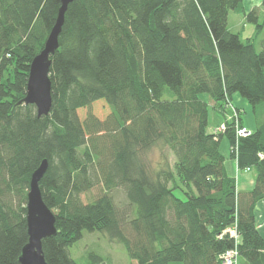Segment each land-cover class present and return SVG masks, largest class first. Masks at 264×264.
<instances>
[{"label":"trees","instance_id":"1","mask_svg":"<svg viewBox=\"0 0 264 264\" xmlns=\"http://www.w3.org/2000/svg\"><path fill=\"white\" fill-rule=\"evenodd\" d=\"M60 5L0 0V264H21L31 175L43 159L49 165L40 188L57 228L43 239L48 264H79L69 248L85 230L107 233L138 264H222L221 255L234 247L242 264H264L255 216L264 199L260 6L74 0L51 55V111L39 116L23 98L31 62ZM230 11L255 24L252 36L232 31ZM234 93L249 101L256 117V129L238 140L236 120L227 121L224 132L208 131L209 102L201 97L208 94L225 109ZM98 102L108 106L105 116L93 109ZM224 135L239 168L256 171L249 191L240 192L225 170ZM154 147L171 150L174 163L166 158L153 169L147 154ZM98 184L96 197L84 201ZM119 188L128 200L122 210L111 193ZM234 225L239 242L225 231Z\"/></svg>","mask_w":264,"mask_h":264},{"label":"water","instance_id":"2","mask_svg":"<svg viewBox=\"0 0 264 264\" xmlns=\"http://www.w3.org/2000/svg\"><path fill=\"white\" fill-rule=\"evenodd\" d=\"M73 1L61 0L55 24L46 38L43 48L34 56L30 65L23 102L34 104L39 116L48 115L51 111L53 103L50 78L51 55L59 47V36L65 21V14L69 4ZM48 165V160L43 159L31 175L26 205L29 240L22 249L19 258L21 264H48L43 253V239L57 233L56 215L44 201L40 188V180L46 173Z\"/></svg>","mask_w":264,"mask_h":264},{"label":"rangeland","instance_id":"3","mask_svg":"<svg viewBox=\"0 0 264 264\" xmlns=\"http://www.w3.org/2000/svg\"><path fill=\"white\" fill-rule=\"evenodd\" d=\"M244 16L241 13L235 11H230L229 13V27L234 32H239L241 30L240 20ZM260 22H264V6L260 5ZM245 29L241 32L243 38L250 35V30L252 31L255 24L249 20L244 21ZM262 38H264V31L262 33ZM257 49H261V42H257ZM207 98L209 99L208 94ZM101 116H105L109 110L108 106L103 102H98L93 108ZM245 115V114H243ZM168 159L171 164L175 161V156L171 150L168 148L154 147L147 154V161L149 165L153 168H159L160 165L164 164L165 159ZM101 185H95L90 191L82 195L84 201H91L100 192ZM176 194L179 197H183L181 190H176ZM115 202L119 209H123L127 204L128 200L126 197L125 190L122 188L115 189L112 192ZM71 256L79 264H95L94 259L90 257L91 253L98 257H102L104 262L102 264H138L137 261L130 257L128 251L123 246V244L112 241L108 234L100 231H83V236L76 243H74L70 248ZM239 264L243 263L242 256H239ZM97 264H101L98 260ZM168 264H183L182 262H170Z\"/></svg>","mask_w":264,"mask_h":264},{"label":"crops","instance_id":"4","mask_svg":"<svg viewBox=\"0 0 264 264\" xmlns=\"http://www.w3.org/2000/svg\"><path fill=\"white\" fill-rule=\"evenodd\" d=\"M262 0H244V6L246 10H251L254 7L260 6ZM245 17H243L239 24L241 25L242 32L245 29L243 24ZM254 29L250 30L252 36ZM201 97L209 102L208 112V131L213 132L215 128L223 122H231L235 111L240 115V120L243 126L247 127L251 132L256 129V117L253 112V108L249 101L242 97L239 93H234L230 102L225 103V109H219L215 106V103L210 98H207L206 94H201ZM245 114V115H243ZM220 151L224 156V167L228 175L236 178L237 189L240 192L249 191L255 184L256 171L254 168L250 170L240 169L237 159L232 156L231 143L229 138L224 135L220 141ZM256 225L264 236V199L259 200L255 206Z\"/></svg>","mask_w":264,"mask_h":264},{"label":"built area","instance_id":"5","mask_svg":"<svg viewBox=\"0 0 264 264\" xmlns=\"http://www.w3.org/2000/svg\"><path fill=\"white\" fill-rule=\"evenodd\" d=\"M227 103H229V101ZM239 119H240V115L237 111H235L234 116H233V120L237 121V124H236L237 140L240 136H246V135L251 133V131L247 127H245L243 125H239V123H238ZM226 128H227L226 122H223L220 125H218L213 132L214 133L224 132L226 130ZM232 148L233 149L235 148V150L237 151L238 141L236 142L235 146ZM247 169H249V168H247ZM225 231L229 232L232 236H234L236 238L237 242L240 241V235L237 232V226L236 225L231 226L230 228H228ZM221 259H222V264H238V260H239L238 248L234 247V248L226 250L221 255Z\"/></svg>","mask_w":264,"mask_h":264}]
</instances>
